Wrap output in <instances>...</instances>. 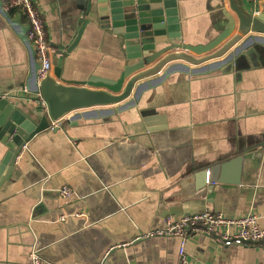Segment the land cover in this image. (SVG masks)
<instances>
[{
  "label": "crops",
  "instance_id": "crops-1",
  "mask_svg": "<svg viewBox=\"0 0 264 264\" xmlns=\"http://www.w3.org/2000/svg\"><path fill=\"white\" fill-rule=\"evenodd\" d=\"M5 1L0 98L29 114L34 63L27 25L4 11ZM88 1L31 0L51 45L49 76L58 67L68 85L115 81L126 65L118 39L92 22L67 53L93 17ZM176 3L184 45L205 46L237 20L228 0ZM258 17L264 20V0ZM257 36L228 60L178 62L192 73L175 69L139 96L145 80L135 82L125 100H134L130 107L73 111L57 130L26 143L0 185V264H31L33 247L42 264H179L178 237H142L168 218L206 210L230 218L263 214L264 34ZM5 153L0 144V162ZM215 165L221 168L210 182ZM63 188L72 195L61 197ZM184 249L192 264H264V239L225 246L191 233Z\"/></svg>",
  "mask_w": 264,
  "mask_h": 264
},
{
  "label": "water",
  "instance_id": "water-1",
  "mask_svg": "<svg viewBox=\"0 0 264 264\" xmlns=\"http://www.w3.org/2000/svg\"><path fill=\"white\" fill-rule=\"evenodd\" d=\"M91 1H88V12L93 17L85 18L67 53L76 46L86 24L92 22L101 29L110 30L118 39L126 65L115 81L91 77L85 82L68 85L61 79L58 67L52 77L48 74L39 78L40 65L26 39L34 63V84L26 97L31 103L30 113L26 114L16 104L0 98V144L6 148L0 162V185L11 174L21 149L34 136L48 130L51 122L60 121L73 111L93 107L121 104L111 110V113L118 112L132 106L134 100H125L135 82L145 80L136 88L139 96L144 88L153 87L175 69L192 73L188 66L178 62L198 66L223 56L228 60L233 53L252 46L254 40L262 39L257 35L264 34V20L253 17L242 0H228L237 20L205 46L181 43L176 0H94L93 4ZM219 168L221 165H215L210 170V182L215 181L214 175ZM204 175L207 177V172Z\"/></svg>",
  "mask_w": 264,
  "mask_h": 264
},
{
  "label": "built area",
  "instance_id": "built-area-1",
  "mask_svg": "<svg viewBox=\"0 0 264 264\" xmlns=\"http://www.w3.org/2000/svg\"><path fill=\"white\" fill-rule=\"evenodd\" d=\"M261 0H246V7L252 16H258L259 3ZM4 11L20 14L27 25V41L35 52V57L40 65L39 78L47 76L52 69V50L47 40L44 24L41 16L34 7L31 0H6ZM61 121L51 122L50 128L60 126ZM61 197H70L72 191L63 188L59 191ZM60 217L59 221H64ZM264 220V213H248L239 217H226L220 213L203 211L196 214H185L176 220L166 219L163 226L145 234L142 238L151 237H178L180 247L178 251L179 264H192L185 249V240L191 233H199L213 237L218 243L229 245L257 244L264 239V229L261 221ZM31 264H42L38 250L33 247L29 253Z\"/></svg>",
  "mask_w": 264,
  "mask_h": 264
}]
</instances>
